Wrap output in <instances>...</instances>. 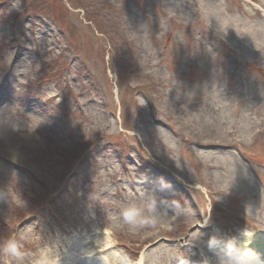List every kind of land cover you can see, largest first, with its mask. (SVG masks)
I'll return each instance as SVG.
<instances>
[{"label": "rangeland", "instance_id": "rangeland-1", "mask_svg": "<svg viewBox=\"0 0 264 264\" xmlns=\"http://www.w3.org/2000/svg\"><path fill=\"white\" fill-rule=\"evenodd\" d=\"M21 1L0 0V241L26 230L24 264L31 261V254H35L31 264H46L49 249L56 261L72 264L64 254L71 247L70 257L80 254L72 237L83 236L87 228L80 226L82 222L90 224L84 233L91 237L88 247L98 248L95 240L103 235L112 244L125 245L126 252L138 253L133 260L145 253L146 264H178L169 241L182 237L184 229L170 230L172 219L159 220L156 211L154 226L129 225L121 213L135 205L142 215H152L141 194L163 181L173 194L185 192L198 202V196L191 192L192 197L183 185L196 178L205 190L200 196L203 204L199 201L204 215L211 216L214 224H224L220 234L233 228L234 234L243 233L234 216L243 218L256 210L245 208V200L257 203L253 197L247 199L254 196L255 187L241 194V200L227 199L216 193V186L226 185L219 177L223 174L203 169L206 161L219 162L216 155L221 150L240 162L242 151L252 165L264 162V117L254 116L256 125L246 137L247 147H230L225 131L238 118L233 114L232 120L228 110L220 113L215 103L216 90H222L242 92L244 99L264 106V36L257 40L243 36L238 44L235 37L224 42L206 30L200 37L198 24L191 25L200 9L198 0H24L29 6L24 10ZM225 1L203 0L202 7L208 10L201 12L209 15L216 9L224 18L221 7L226 6L243 22L264 25V11L250 4L256 11L246 10L248 1L263 6V0ZM43 16L54 25V38H45L43 27L34 24ZM170 16L187 22H173ZM65 46L73 54L63 57L74 58L69 63L74 64V77L67 76L69 89L64 61L48 57L52 48ZM55 93L58 97L52 98ZM107 107L111 114L103 116ZM203 127L217 134L216 141L204 137ZM184 139L194 142L190 149ZM198 145L222 148L206 152ZM173 148L177 158L172 157ZM191 150L201 158H193ZM59 177L65 179L64 188L57 183ZM249 178L247 174L245 182ZM56 188H63L62 195L55 194ZM186 206L190 207L187 201ZM51 220L56 230H63L50 236ZM257 225L264 231L260 219ZM75 226L80 229L65 233ZM203 240L207 238L199 234L187 238L202 249L208 246ZM228 242L224 238L221 245ZM194 246L188 247L185 257ZM97 259L103 264L108 257L103 253Z\"/></svg>", "mask_w": 264, "mask_h": 264}, {"label": "bare ground", "instance_id": "bare-ground-1", "mask_svg": "<svg viewBox=\"0 0 264 264\" xmlns=\"http://www.w3.org/2000/svg\"><path fill=\"white\" fill-rule=\"evenodd\" d=\"M200 2H203L201 0ZM224 3H226L225 0H223ZM247 11L249 14H252L251 10L256 11L253 7H255L258 10L264 11V0L262 1L263 6H257L256 4H253L252 1L247 2ZM253 7H251L250 5ZM222 6V5H221ZM222 11L224 10L226 12V15L224 18H220L221 12L216 9L212 10V13L210 15L205 16L204 11L208 10L207 7H201L198 9L200 11L197 14V21H198V28L199 32L202 34L203 31L206 30V32H210L212 37L214 39L218 38L219 36H222L223 38L226 37H235V40L242 39L245 40V35H248L249 38L250 36L252 37V40H257L258 36L264 33V25L262 23L260 24H249V21H242V17L240 14H237L236 17H234L232 14L226 11L224 7ZM203 10V12H201ZM233 9H231L232 11ZM242 11L245 12V9L242 8ZM236 20V21H233ZM239 21V22H238ZM242 23H241V22ZM211 24V26L209 25ZM247 26V27H244ZM243 29L245 31L243 32ZM215 32L216 34H213ZM219 34V35H217ZM234 44H238V40L235 41ZM264 46V43H263ZM264 48V47H263ZM241 98V99H239ZM242 92H236L233 91V93H227L223 92L222 90H216V95H215V103L217 105V110L221 112H224L228 110L231 114L232 120L234 119L233 114L238 118L237 120L234 119V122L236 123H231L229 126L231 127V132L228 133L227 136H224V140L228 142L230 146L240 148L243 150V147H247L246 143V137H248L249 132L253 129V127L256 125V117L258 114H261V116L264 117V106L257 105L255 103L256 101L254 100H249V99H244ZM245 111V112H244ZM202 133L204 134V137L206 139H209L210 141H216L217 137L215 133H213L210 129H206L203 127ZM230 137V138H228ZM170 142V141H169ZM161 145V144H160ZM201 146V145H200ZM202 148L206 149V152H209V149L214 148L215 146L208 145V146H201ZM199 158H201L200 154ZM216 158L220 161L222 159H225L224 154L219 151L218 155H216ZM194 162L195 160L192 159ZM215 163V161H214ZM240 164L236 161H233L231 164V168H226L227 171L221 173V172H214L212 171V174H217V175H222L219 176L221 179L225 181V183H229L230 186H233L237 184V181L243 182L246 177V171L242 169V167L239 166ZM208 172L207 166L203 169ZM210 181V179H209ZM157 186V184L155 185ZM193 188L195 189H200V186L198 184H193ZM225 187V184L221 187L222 189ZM151 189V188H150ZM253 189V187H252ZM241 190L235 191V193L240 192ZM255 193L253 195H260L264 194V192L261 189H255ZM150 191L148 192L149 195ZM166 197L172 196L171 194H165ZM263 197V196H262ZM149 201L152 200L151 197L148 198ZM258 202H260V199L258 198ZM164 208H167V205H163ZM258 211H263L261 208H257ZM172 221V220H171ZM195 220L192 219L191 222H194ZM262 237L259 236L257 239H252L250 238L248 242H246V239L244 238L243 243H247V246L253 249L260 257L261 259H264V242L260 241ZM214 249V253L210 254L209 257L206 258V261L209 262V264H216V262L220 259L221 256H223L225 248L217 247L211 248L209 250ZM119 251V250H118ZM121 252V251H120ZM143 254V253H142ZM217 254V255H216ZM109 260L112 261L114 264H132L130 261H127V258L122 256L121 254L119 255L118 253H115L114 255H111L109 257ZM145 255H142L140 257V260L138 264H146L145 263ZM57 264L59 262L57 261ZM91 264H94V261L91 262ZM96 264V263H95Z\"/></svg>", "mask_w": 264, "mask_h": 264}, {"label": "clouds", "instance_id": "clouds-1", "mask_svg": "<svg viewBox=\"0 0 264 264\" xmlns=\"http://www.w3.org/2000/svg\"><path fill=\"white\" fill-rule=\"evenodd\" d=\"M149 209L152 215L145 216L142 215L140 207L129 205L122 211L121 216L123 221L129 225L146 226L151 224L154 226L156 223L155 201L149 205ZM25 235L26 230L15 237L0 241V255L14 258L20 264H23L25 253L22 251V243ZM48 256L49 259L46 261V264H57V261L52 257L50 249ZM205 264H209V262L205 261ZM216 264H264V259H261L253 249L248 247L246 242L237 243L235 240H230L223 256L220 257Z\"/></svg>", "mask_w": 264, "mask_h": 264}]
</instances>
